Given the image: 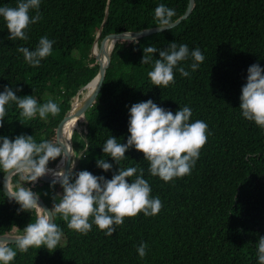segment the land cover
Returning <instances> with one entry per match:
<instances>
[{"label":"trees","instance_id":"1","mask_svg":"<svg viewBox=\"0 0 264 264\" xmlns=\"http://www.w3.org/2000/svg\"><path fill=\"white\" fill-rule=\"evenodd\" d=\"M18 3L0 0V7ZM160 4L175 10L174 21L186 11L189 0H110L99 50L117 33L156 27L155 8ZM105 7L106 0H41L42 18L29 26L27 40H9L0 17V92L10 87L18 97L33 95L41 105L51 99L60 107L58 115L49 114L46 120L38 113L28 119L10 103L0 137L33 135L37 143L48 140L63 146L65 115L76 92L100 68L91 46ZM36 14V9L29 12ZM43 36L54 41L52 54L33 67L17 49L34 51ZM172 42L186 44L189 53L199 48L205 59L192 71L195 61L189 55L177 66L184 67L188 77L174 69L175 83L155 86L148 72L159 53L153 54L151 63L141 64L143 48L153 45L164 50ZM253 64L264 68V0H193L188 15L171 29L117 38L94 100L77 114L81 131L72 132L70 161L76 160L72 171L87 170L111 179L119 167L143 168L151 195L159 197L163 207L154 216L140 213L125 218L111 236L95 224L86 235L69 229L57 213L55 222L63 231L57 248L49 252L31 247L21 253L10 241L17 251L10 264H258V241L264 237V128L244 118L239 108ZM149 99L173 114L187 106L192 111L190 122L203 120L208 125L207 143L189 175L164 182L150 174L149 162L134 147L119 165L103 153L111 136L118 143L127 142L130 107ZM82 155L86 156L80 159ZM59 158L48 167H56ZM99 158L112 164V170L97 167ZM4 174L0 170V234H23L43 211L18 212L20 206L3 189ZM23 183L17 175L10 177L13 191ZM24 186L39 193L50 209L63 192L59 181L53 186L44 177ZM141 243L148 245L144 258L137 252Z\"/></svg>","mask_w":264,"mask_h":264},{"label":"clouds","instance_id":"2","mask_svg":"<svg viewBox=\"0 0 264 264\" xmlns=\"http://www.w3.org/2000/svg\"><path fill=\"white\" fill-rule=\"evenodd\" d=\"M40 3L41 0H19L16 7H0V17H3L10 33L9 40L28 39L26 33L29 26L42 18L38 11ZM31 9L37 10L34 17L29 15ZM174 16V9L164 4L158 5L155 8L157 29H171L174 26ZM53 43L47 36H43L34 51L27 47H19L17 50L23 53L29 65L38 67L41 60L52 54ZM157 52L159 58L155 60L154 68L148 72V77L158 87L175 83L174 69H177L178 62L188 59L189 55L195 61L191 64L192 71H196L205 59L199 48L189 53L186 44L177 46L172 42L164 50H158L153 45L144 47L141 64L151 63L153 54ZM177 70L183 77L190 75L184 67ZM241 92L239 108L243 117L264 128V68L259 64L248 68L247 82ZM10 103H15L21 110L20 115L28 119L35 118L38 113L40 119L46 120L49 114L56 116L60 113L58 103L51 99L41 105L33 95L18 97L12 88L5 87L0 92V127H3L7 115L6 106ZM129 112L130 136L127 142L118 143L117 138L111 136L102 147L103 153L119 165L126 157L125 153L134 147L149 162L150 174L158 176L164 182L189 175L201 149L207 143L208 125L203 120L190 122L192 111L187 106L179 108L173 114L151 99L133 104ZM67 151V145L62 146L57 142L42 140L37 143L33 135H19L14 140L0 137V170L5 174L19 176L20 181L24 182L17 184L15 191L8 190L7 183H4L9 200H14L20 206L18 212L43 209L38 204L39 193L25 187L26 183L36 182L52 172L56 177L53 186L59 181L63 189L62 193L57 194L61 199L59 203H53L50 215L48 211H44L35 222L26 225L22 235L0 236V264H10L17 255V251L9 246L13 243L10 241H14L21 253L27 252L31 247H43L49 252L55 250L63 236L62 229L55 222L57 213L62 216L69 229L86 235L95 224L106 235L111 236L115 232V226L123 225L125 218H133L140 213L149 217L161 211L162 202L159 197L151 195L150 184L143 178V168L138 170L137 167H119L111 179L93 175L87 170L74 172L72 169L75 163H72L68 174L62 170L53 172L49 169V162L58 157L66 159ZM85 156L82 155L80 159ZM97 167L108 172L113 165L104 158H99ZM133 176L135 179L129 183V178ZM56 196L53 197L54 201ZM147 248V243L139 245L137 252L140 258L146 256ZM258 264H264V237H260L258 241Z\"/></svg>","mask_w":264,"mask_h":264},{"label":"water","instance_id":"3","mask_svg":"<svg viewBox=\"0 0 264 264\" xmlns=\"http://www.w3.org/2000/svg\"><path fill=\"white\" fill-rule=\"evenodd\" d=\"M109 3H110V0H106L104 17H103V20H102V22H101V24H100V26L96 32L95 38H94L92 46H91L92 54L94 55L95 58H97L100 61V68H99L98 72L95 74V76L89 82H87L85 85H83L81 88H79V90L76 92L74 100L71 104V107L69 108V110L67 111V113L65 115L64 126H63V133H64L63 145L68 146V151L65 154L66 159L63 157H60L59 160L57 161L56 167L49 168V169L53 170V172H58L61 170L64 171L65 174H68V172H69L70 157H71L72 151H73V148H72L73 127H71L72 126L71 125V119L73 118V116L75 114H78L79 112H84L85 107L87 105H89L94 100V98H95V96L99 90L101 81L105 75V71H106V68L108 66L109 59H110V49L113 46L115 40L121 36L138 37V36H144V35H147V34H150L153 32L160 31L157 29V27H153L151 29H148V30L142 31V32L124 31L121 33H117L109 39L107 44L100 51L98 46H97V42H98V37H99V35L103 29V26L105 24L106 17L108 15ZM192 3H193V0H189V4H188L186 11L182 14V16H180L179 18H177L176 20L173 21L174 25L178 24L181 21V19L185 18L188 15ZM88 88H89L88 93L86 94L85 97H82L81 94L84 92V90H86ZM11 176H12V174H4V176H3V189L7 195H8V192H7V189L4 188V183H7L8 190L13 191L9 186V180H10ZM43 177L45 180H49V181L56 180V177L52 174V172H49L48 174L44 175ZM38 204L43 208L42 209L43 212L48 211L49 215H50L51 209L42 201V199L40 197L38 200ZM18 235H22V234H11V233L0 234V236H18Z\"/></svg>","mask_w":264,"mask_h":264},{"label":"rangeland","instance_id":"4","mask_svg":"<svg viewBox=\"0 0 264 264\" xmlns=\"http://www.w3.org/2000/svg\"><path fill=\"white\" fill-rule=\"evenodd\" d=\"M87 93H88V90H85L84 93L81 94V96H82V97H85ZM77 125H78V123H77V121H76V124L73 126V129H77V128H78V130H79V134H80V131H81L80 128H79L80 126H79V125L77 126ZM72 153H73V152H72ZM72 163H75V165H76V160L72 159V160L70 161V166H69V168L72 166Z\"/></svg>","mask_w":264,"mask_h":264},{"label":"bare ground","instance_id":"5","mask_svg":"<svg viewBox=\"0 0 264 264\" xmlns=\"http://www.w3.org/2000/svg\"><path fill=\"white\" fill-rule=\"evenodd\" d=\"M86 90H89V88L88 89H86ZM84 93V92H83ZM78 116H77V114H75L74 116H73V118L71 119V127H73L75 124H76V121L78 120V118H77ZM78 126V125H77ZM71 158V157H70Z\"/></svg>","mask_w":264,"mask_h":264}]
</instances>
